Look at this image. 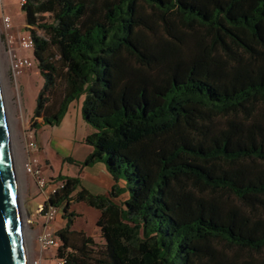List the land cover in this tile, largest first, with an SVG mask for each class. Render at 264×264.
I'll use <instances>...</instances> for the list:
<instances>
[{
    "label": "trees",
    "instance_id": "obj_1",
    "mask_svg": "<svg viewBox=\"0 0 264 264\" xmlns=\"http://www.w3.org/2000/svg\"><path fill=\"white\" fill-rule=\"evenodd\" d=\"M22 11L43 79L34 119L58 126L84 97L82 166L102 163L116 181L101 195L58 176V259L264 264V0H26ZM73 203L100 212L103 244L72 229Z\"/></svg>",
    "mask_w": 264,
    "mask_h": 264
},
{
    "label": "rangeland",
    "instance_id": "obj_2",
    "mask_svg": "<svg viewBox=\"0 0 264 264\" xmlns=\"http://www.w3.org/2000/svg\"><path fill=\"white\" fill-rule=\"evenodd\" d=\"M19 4V0H7V9L10 16H12L15 26L17 27L16 31H11V29L6 28L4 21L0 19V78L3 96L8 110L10 137L15 160V171L25 215L26 253L28 257V263L32 264L36 234L38 233V230L41 229V227H39V218L36 215V210L38 209V204L43 202V197L40 194L34 179L31 181L30 191L28 190L27 184L30 178L24 172L23 163L27 156L26 133L28 130L35 129L36 137L38 138L40 124L43 123L41 118L36 120L33 117L36 107V100L43 86V79L38 71L37 60L35 58L33 49H22L21 51L17 50L20 48V39L23 37L28 38L30 36V32L27 31V25L25 26L26 23L23 24L22 27L23 18L21 16V6ZM41 19L43 21H50L52 16L49 14H44L41 16ZM11 37L14 38L12 48H16V53H18V55L25 56L32 62V67L25 69L18 76L14 74L11 68L12 57L9 51V40ZM86 126L88 125L86 124ZM89 128L92 130L91 127ZM38 152L35 156L39 154ZM55 166H57L56 162ZM43 173H46L47 176H50L52 171L46 167L44 168ZM121 176V181L124 180L125 183L127 182V184H129L126 174L123 173ZM45 178H49L50 180L56 179V177L46 176ZM123 201H125V196H122L121 199L118 200L119 203ZM70 212L76 214L72 226L73 230L84 232L98 244L104 243L103 239L101 238V231L97 227V222L100 217L99 211L87 206L84 203H73L70 208ZM65 224H67V222L63 223L62 226ZM57 255L58 252H56V256Z\"/></svg>",
    "mask_w": 264,
    "mask_h": 264
},
{
    "label": "crops",
    "instance_id": "obj_3",
    "mask_svg": "<svg viewBox=\"0 0 264 264\" xmlns=\"http://www.w3.org/2000/svg\"><path fill=\"white\" fill-rule=\"evenodd\" d=\"M20 1L21 0H19V3ZM7 7V0H0V19L3 20L4 16H9L12 21L11 31H16L17 27ZM20 11L23 18V27V24H25V14L21 7ZM17 50L21 51L22 49L18 48ZM9 51L12 57L11 59L14 57H25L23 55H18L15 47H13L12 50L9 49ZM83 100L84 97H81L70 104L67 113L58 126H42L40 128L37 138L39 154H37L36 158L39 160L38 163L43 172L46 167L52 171L51 175L48 173L50 176L43 173L46 177H56L55 181L57 182L58 176L60 175L63 177L78 178L82 182L84 188L89 192L107 195L116 185V181L109 173L106 166L102 163H97L90 167L82 166V163L93 151L92 147L85 144V139L92 130H90L89 126H86L82 117ZM55 162L57 166H55ZM31 181L32 178L29 179L27 184L29 191L31 188ZM117 184L122 189L126 187L124 181L120 180ZM80 190L81 189H78V191ZM123 196H125V200L129 198L128 193H125ZM42 203H39L38 206ZM38 221L41 225L42 220L39 219ZM65 222H67V219L63 217V213L59 214L53 225L54 229L57 232L64 229L66 224L64 226H62V224ZM39 231L40 229L38 232ZM33 260L39 261L40 264H56L54 254L51 252H42L36 240L34 242Z\"/></svg>",
    "mask_w": 264,
    "mask_h": 264
},
{
    "label": "water",
    "instance_id": "obj_4",
    "mask_svg": "<svg viewBox=\"0 0 264 264\" xmlns=\"http://www.w3.org/2000/svg\"><path fill=\"white\" fill-rule=\"evenodd\" d=\"M24 218L0 78V264H29Z\"/></svg>",
    "mask_w": 264,
    "mask_h": 264
},
{
    "label": "built area",
    "instance_id": "obj_5",
    "mask_svg": "<svg viewBox=\"0 0 264 264\" xmlns=\"http://www.w3.org/2000/svg\"><path fill=\"white\" fill-rule=\"evenodd\" d=\"M26 0H21L20 6H24ZM6 28L11 29V18L9 16H4L3 18ZM14 43V38L11 37L9 40L10 49L12 50V44ZM33 40L29 36L28 38L23 37L20 39L21 49H33ZM32 62L25 57H14L12 59L11 68L15 75H20L25 69L31 68ZM27 146H26V159L23 163V169L26 175L34 179L40 194L43 197L44 202L38 206L36 210V215L41 222V229L36 234V242L42 252H51L54 254L56 264H65L64 260L58 259L56 252L61 246L60 239L58 237V232L54 229V223L57 216L63 213V208L53 206L50 201L53 195L57 191L63 188L64 183L62 181L49 180L45 178L42 169L39 166L38 160L36 158V153L39 151L37 145L36 130H28L26 133ZM32 222V221H30ZM32 264H40L39 261L33 260Z\"/></svg>",
    "mask_w": 264,
    "mask_h": 264
},
{
    "label": "bare ground",
    "instance_id": "obj_6",
    "mask_svg": "<svg viewBox=\"0 0 264 264\" xmlns=\"http://www.w3.org/2000/svg\"><path fill=\"white\" fill-rule=\"evenodd\" d=\"M4 102H5L6 113H7V116H8V110H7V105H6L5 99H4ZM9 126H10V124H9ZM23 214H24V209H23ZM24 234H25V223H24Z\"/></svg>",
    "mask_w": 264,
    "mask_h": 264
}]
</instances>
